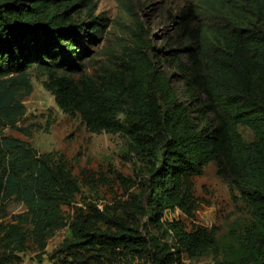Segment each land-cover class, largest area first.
Wrapping results in <instances>:
<instances>
[{"label":"trees","instance_id":"1","mask_svg":"<svg viewBox=\"0 0 264 264\" xmlns=\"http://www.w3.org/2000/svg\"><path fill=\"white\" fill-rule=\"evenodd\" d=\"M98 1L0 0V211L13 199L26 206L15 222L0 225V264L18 259L30 244L41 258L67 227L72 235L61 250L112 258L110 264H176L180 248L215 247L203 232L163 221L167 210L182 205L189 178L211 162L261 222L252 264H264V0L187 2L166 15L175 28L170 46L182 48L151 50L147 36L138 35L120 68L89 73L83 70L88 44L108 21L95 15ZM163 61L180 74L170 75ZM31 70L47 76L43 84L63 112L79 115L93 133L122 134L146 160L150 194L145 203L134 197L136 211L167 224L176 249L152 244L123 218L95 211L69 220L62 206L78 192L71 172L53 152L41 154L4 132L10 127L32 136L18 125L33 91ZM241 125L253 131V141L244 139Z\"/></svg>","mask_w":264,"mask_h":264},{"label":"rangeland","instance_id":"2","mask_svg":"<svg viewBox=\"0 0 264 264\" xmlns=\"http://www.w3.org/2000/svg\"><path fill=\"white\" fill-rule=\"evenodd\" d=\"M192 0H99L95 15L108 19L100 38L89 43L90 55L84 60L83 70L89 73L105 72L120 68L124 60L133 55L136 36H146L152 49L167 45L171 49L182 48L175 42L174 26L166 20L168 12L177 13ZM84 20L89 16L85 14ZM99 37V36H98ZM161 65L170 75L180 72ZM32 93L24 99L26 114L18 125L28 128L32 136L6 127V135L21 138L35 147L39 153H54L59 165L71 172L76 192L62 208L72 220L79 216L89 218L95 211L111 218H123L138 229L140 235L152 244L175 248L173 231L167 224L158 226L149 215L138 214L134 197L144 203L149 199L150 186L143 160L122 134L93 133L78 116H70L57 105L53 94L43 82L47 76H37L31 70ZM181 86L180 81H175ZM244 139L253 141L254 133L247 127H239ZM182 205L167 210L164 223L181 224L187 232L201 231L216 241L215 247L204 251L180 248L174 252L176 264H252L258 258L256 237L262 224L251 206L218 174V165L211 162L203 174L192 176L180 198ZM26 206L15 199L0 211V225L16 221ZM102 225V224H100ZM70 227L57 231L49 240L47 250L39 258L30 244L28 249L17 252L18 259L9 264H110L112 258H87L61 250L65 238L71 237ZM1 238V234H0ZM113 258L117 259L115 255Z\"/></svg>","mask_w":264,"mask_h":264}]
</instances>
